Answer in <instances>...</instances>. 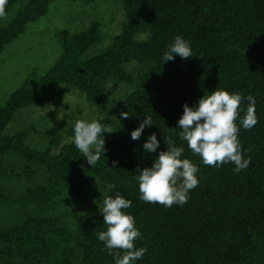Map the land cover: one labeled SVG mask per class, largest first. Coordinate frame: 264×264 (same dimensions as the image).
Segmentation results:
<instances>
[{
  "label": "trees",
  "instance_id": "obj_1",
  "mask_svg": "<svg viewBox=\"0 0 264 264\" xmlns=\"http://www.w3.org/2000/svg\"><path fill=\"white\" fill-rule=\"evenodd\" d=\"M19 1L8 0L5 11ZM52 1L27 0L12 17L0 18V53ZM122 5L125 19L107 47L87 54L101 40L95 20L74 32L61 29L53 64L41 75L32 69L0 107V264H115L97 238L106 230L99 210L73 225L54 212L63 190L83 200L86 183L95 180L107 195L119 193L132 202L125 211L141 233L135 245L147 250L133 264H264V0H123ZM177 35L188 42L193 57L174 54L164 62ZM132 62L137 66L130 72ZM110 81L129 90L109 104ZM63 84L104 113L95 120L116 129L104 139L106 151L95 166L73 137L59 146L58 135L50 131L48 143L38 148L30 141L33 125L5 131L19 110L60 99ZM216 88L256 101L258 123L250 130L241 126L238 133L242 154L250 158L239 172L231 163L204 165L179 138L182 105L193 107ZM247 106L245 99L241 108ZM123 111L128 119H121ZM145 116H151L152 126L133 140L131 132ZM152 133L159 147L145 153L143 144ZM164 137L183 147L181 158L199 169V184L187 203L168 208L140 200L135 179L138 167H150L166 150Z\"/></svg>",
  "mask_w": 264,
  "mask_h": 264
},
{
  "label": "clouds",
  "instance_id": "obj_2",
  "mask_svg": "<svg viewBox=\"0 0 264 264\" xmlns=\"http://www.w3.org/2000/svg\"><path fill=\"white\" fill-rule=\"evenodd\" d=\"M7 2L8 0H0V18L6 16ZM174 54L182 59L193 57L191 47L182 36L174 38L163 54V61L173 60ZM245 99L248 101L246 111L241 108ZM255 103L252 95L245 98L240 93H229L216 88L210 94H203L193 107H189L187 103L182 105L183 114L176 126L181 129L179 138L187 142L188 149L198 155L204 165L218 168L231 163L235 165L233 171L239 172L247 168L250 158L245 159L242 154L238 133L241 126L250 130L258 123ZM241 111H245L242 117ZM120 117L128 119L129 115L127 111H123ZM150 126L152 118L145 116L131 132V138L138 140L145 127ZM73 131L75 147L91 167L95 166L106 151L102 134L113 131L95 119L76 120ZM159 143L156 134L152 133L143 144L144 152H156ZM164 144L167 145L166 150L158 152L150 167L136 169L135 179L140 200L168 208L174 204L187 203L189 191L199 184L196 175L199 169L191 160L181 158L184 148L175 146L171 137H164ZM116 163L113 161V168ZM114 187L115 185H109V189ZM131 203L117 193L115 197L104 194L100 204H97L106 225V230L99 231L97 238L104 243L115 264H133L147 251L146 248H137L135 245V241L141 238V233L135 226L134 217L125 211L131 207Z\"/></svg>",
  "mask_w": 264,
  "mask_h": 264
},
{
  "label": "rangeland",
  "instance_id": "obj_3",
  "mask_svg": "<svg viewBox=\"0 0 264 264\" xmlns=\"http://www.w3.org/2000/svg\"><path fill=\"white\" fill-rule=\"evenodd\" d=\"M27 0L14 4L2 21L12 17L16 10ZM123 0H95L83 2L77 0H53L45 14L29 22L25 30L14 40L4 46L0 53V107L4 105L9 93L17 87L32 69L37 75L43 74L59 56L60 46L56 37L61 29L71 32L86 27L95 20L100 24L101 40L92 45L87 54L90 55L107 47L112 37L120 32L125 19ZM137 64L128 65L133 72ZM62 89V97L43 105H34L19 110L8 124L6 132L13 133L29 125L34 130L30 136L32 144L38 148L48 143L47 133L52 131L59 137L60 144L69 141L74 136L76 120L91 121L103 116L99 109L91 105L84 96L69 85H58ZM129 90L124 84L108 82V103L119 99ZM112 118L115 115L109 111ZM105 133L104 139L116 133ZM83 200L75 198L68 190L56 198L54 212L60 213L62 219L73 225L77 219L85 220L98 212L103 195L107 188L98 180L86 183ZM95 201V202H94ZM83 213V214H81Z\"/></svg>",
  "mask_w": 264,
  "mask_h": 264
}]
</instances>
